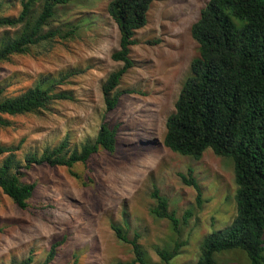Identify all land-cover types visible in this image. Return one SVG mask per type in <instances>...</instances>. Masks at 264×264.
Here are the masks:
<instances>
[{
	"label": "rangeland",
	"instance_id": "1",
	"mask_svg": "<svg viewBox=\"0 0 264 264\" xmlns=\"http://www.w3.org/2000/svg\"><path fill=\"white\" fill-rule=\"evenodd\" d=\"M9 1V2H7ZM110 0H70L57 6L45 27L69 36H54L13 54L0 63L2 95L13 96L45 75L70 76L57 90L69 89L73 100H56L38 113L7 116L0 127V144L19 146L16 154L41 151L69 133L71 147L93 138L102 121L116 127V147L92 154L71 171L64 166L35 165L23 169L26 182L35 183L28 206L21 209L0 193V264H12L33 250L43 259L50 245L62 240L49 264H116L133 257L131 245L118 240L117 223L138 242L147 256L159 262L156 247L182 242L169 264H196L200 243L208 233L225 228L236 215V183L230 157L207 148L199 159L173 152L163 144L165 121L173 112L180 88L198 56L190 33L207 0H154L146 24L131 46L134 65L121 77L117 107L105 110L102 84L122 62L111 59L118 48L117 25L108 13ZM3 2L2 15H17L20 0ZM15 27H0L12 35ZM103 119V120H102ZM3 156H0V160ZM194 179L197 191L182 179ZM158 189L180 220L175 233L170 222L150 213ZM190 215L183 222L185 213ZM216 264H249L239 250L216 255Z\"/></svg>",
	"mask_w": 264,
	"mask_h": 264
},
{
	"label": "trees",
	"instance_id": "2",
	"mask_svg": "<svg viewBox=\"0 0 264 264\" xmlns=\"http://www.w3.org/2000/svg\"><path fill=\"white\" fill-rule=\"evenodd\" d=\"M70 0H20L15 16L0 13V27H17L12 35L0 36V63L13 54L30 52V47L56 36L67 37L60 28L47 29L59 5ZM154 0H110L108 13L117 25L118 48L111 59L122 66L110 72L102 84L106 111L115 109L122 92L117 88L122 75L134 65L131 46L135 34L147 22ZM9 2V1H7ZM3 2H0V8ZM190 33L198 44V56L189 65L174 110L165 121L163 144L173 152L199 159L205 149L215 155L230 157L236 183V215L222 229L205 235L200 243L196 264H216V255L231 250L243 252L249 264H264V0H207ZM70 76L45 75L24 91L2 95L0 89V127L11 125L7 116L38 113L56 100H73L69 89L57 90ZM103 120V119H102ZM69 133L41 153L29 152L19 158V146L0 144V193L21 209L28 206L35 183L23 180L25 172L35 165L71 168L85 164L90 156L103 149L112 153L116 147V127L102 121L93 138L71 147ZM182 179L197 191L194 179ZM155 203L150 213L170 222L179 231L180 220L168 209L167 199L157 188L151 192ZM190 212L183 218L186 222ZM116 238L131 245L133 257L116 264H169L179 254L182 242L171 247H156L159 262L152 261L138 242L139 234L129 238L123 226L112 223ZM2 228L0 227V231ZM62 240L53 242L45 257L35 260L33 250L12 264H49Z\"/></svg>",
	"mask_w": 264,
	"mask_h": 264
}]
</instances>
